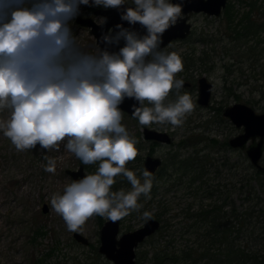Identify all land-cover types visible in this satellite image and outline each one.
Masks as SVG:
<instances>
[{"label": "clouds", "instance_id": "1", "mask_svg": "<svg viewBox=\"0 0 264 264\" xmlns=\"http://www.w3.org/2000/svg\"><path fill=\"white\" fill-rule=\"evenodd\" d=\"M81 6L115 9L129 26L117 23L95 40V52L86 51L71 27ZM181 19L183 5L172 0H0V111L9 113L0 130L17 151L63 144L83 164L98 165L51 197L70 232L93 216L117 222L142 207V194L150 198L151 174L145 170L141 183L125 167L137 141L121 123L120 105L135 101L131 116L142 126H179L193 110L191 96L179 94L180 56L161 47ZM173 89L177 97L168 100ZM45 159L44 170L55 173V160ZM120 175L131 191H111Z\"/></svg>", "mask_w": 264, "mask_h": 264}, {"label": "rangeland", "instance_id": "2", "mask_svg": "<svg viewBox=\"0 0 264 264\" xmlns=\"http://www.w3.org/2000/svg\"><path fill=\"white\" fill-rule=\"evenodd\" d=\"M226 5L235 11V19L246 12H252L253 15H262L264 12V0H227ZM225 8L218 17L192 13L188 20L191 25L189 35L164 47L166 51L180 56L183 71L176 74V79L189 84L179 90V94L190 95L194 105L193 110L183 118V123L179 126L167 123L142 126L138 120L130 118L123 112L121 123L127 129L129 136L137 132L142 134V129L145 127L166 131L171 136L170 144H158L154 147L153 155L162 160L168 152L194 149L208 153L217 164L221 163L223 158H229V163L237 162L236 164L245 159L243 150L224 145L225 141L227 142L241 130L232 125L222 112L236 102L248 104L256 112H263L264 100L259 99L256 93L251 94L247 85H243L245 81L249 85L259 78L255 74L258 72L257 65L251 66L248 62L232 64V60L228 59L230 52L222 50V46L228 42V38L224 35L227 30L224 24L227 13ZM95 9L98 8L81 6L79 16H90L95 22L101 23L103 18L93 15ZM71 27L77 41L85 47V50L95 52V38L89 34L88 28L81 27L75 20L72 21ZM225 64L231 65H228V70ZM201 76H205L213 84L207 107L200 106L196 101L197 80ZM177 94V90L173 89L169 93L168 100H175ZM248 101H253L254 104ZM8 115L7 110L0 111V121L6 120ZM182 141L193 145L180 148L179 144ZM149 144L150 142H146L141 150L140 161L133 160L125 166L131 168L138 178L143 169L142 161L150 151ZM45 157L55 160V173L44 170L48 164ZM246 160L245 163L250 164L247 158ZM79 165L83 166L86 174H94L98 168L97 164L81 163L74 154L66 150L63 144L59 151H45L39 149V146L34 150L17 151L0 130V264H112L98 252L99 229L107 218L93 216L86 221L78 232L88 240L84 245L73 238V232L67 229L62 217L52 209L50 203L52 195L62 192L63 188L73 181L68 171L76 170ZM260 165L264 166V153ZM244 166L245 164L241 165ZM218 169L221 170L219 167ZM171 171L168 170V174ZM207 172L213 183L219 181L213 180L212 170ZM220 176L227 178L220 180L221 183H229V178L232 177L226 170H223ZM175 178L172 172L171 177L159 180L156 196L145 200L138 211L133 210L120 220V233L142 226L146 221L143 218L144 212L151 213L150 218H155L154 215L160 212L156 204L162 200V206L167 207L166 211L161 208L164 211L162 217L171 225L167 227L170 236L165 237L172 240L169 248L175 249L186 243L191 244L195 239L194 230L184 232L183 227L186 222L183 219L182 209L188 203H198V200H193L184 183L178 184L177 180L174 182ZM236 178L237 175L233 177L234 180ZM166 188L169 189L165 193ZM119 190L127 191L125 187L112 185L111 191ZM233 197L236 198V195L234 194ZM44 204L47 207L46 212L42 211ZM164 232L163 230L162 233ZM149 247L148 243L140 244L136 249V257L142 256L144 251L150 249ZM140 264L165 263H153L148 255V259L144 261L143 257ZM195 264L214 263L201 260Z\"/></svg>", "mask_w": 264, "mask_h": 264}, {"label": "trees", "instance_id": "3", "mask_svg": "<svg viewBox=\"0 0 264 264\" xmlns=\"http://www.w3.org/2000/svg\"><path fill=\"white\" fill-rule=\"evenodd\" d=\"M225 10L227 13L224 24L227 30L224 35L228 42L222 46V50L230 52L228 59L232 60V64L248 62L251 66L257 65L258 72L255 74L259 78L249 85L245 81L243 85H247L251 94L256 93L259 99L264 100V12L262 15L246 12L235 19L233 9L226 5ZM228 65L225 64L227 70ZM248 103L254 104L253 101ZM130 138L137 141V156L134 160L140 161L139 154L146 141L142 139L140 132ZM179 145L183 148L193 144L182 141ZM224 145H228L226 141ZM154 146L153 143L149 144V153L153 152ZM243 158L245 159L239 164L229 163V158H223L217 164L208 153H201L198 149L168 152L159 171L151 176L150 198L142 194L137 203L142 205L145 200L153 199L157 194L159 180L171 177L174 172V182L177 180L178 184L184 183L193 200H198V203H188L182 209L186 222L184 232L193 229L195 239L191 244L169 248L172 240L165 237L170 236L167 227L171 225L162 217L167 207H163V201L159 200L156 207L160 212L154 217L162 225L154 235L145 239L143 243H148L150 249L136 257V264H140L143 257L146 261L148 255L153 263L165 264H195L201 260L214 264H264V166L255 168L246 164V156ZM242 164L245 166L241 167ZM126 168L132 171L131 168ZM168 170H172L170 174ZM208 170H212L213 180L219 181L213 183L212 178L207 176ZM223 170L232 176L229 183L220 182L227 179L220 176ZM139 179L143 183V174ZM113 185L125 187L127 191L132 190L130 183L122 175L115 177ZM168 189L166 188L165 193ZM234 194L236 198L233 197Z\"/></svg>", "mask_w": 264, "mask_h": 264}, {"label": "water", "instance_id": "4", "mask_svg": "<svg viewBox=\"0 0 264 264\" xmlns=\"http://www.w3.org/2000/svg\"><path fill=\"white\" fill-rule=\"evenodd\" d=\"M173 3L183 5V19L179 20L174 27L169 28L163 35V44L165 47L173 40H182L190 33L189 16L192 13H204L210 17H218L222 9L225 7L227 0H172ZM93 15L101 16V23L95 22L93 17H77L75 22L81 27L88 28L96 41L102 32H107L110 28H114L117 23H123L125 27L129 25L127 22L120 20V14L115 9L98 8L93 10ZM135 29L143 34L144 29L140 25H135ZM123 41H121V45ZM104 47V45H100ZM189 84H183L187 86ZM213 84L205 77L201 76L197 80V103L202 107H207L210 102ZM135 101L125 99L120 105V108L130 118L132 107ZM223 116L227 117L236 127L242 128V132L231 137L228 140L229 146L233 149L244 150L250 163L259 167V161L264 150V112H256L251 106L245 103H234L223 110ZM135 119V118H133ZM143 138L147 141H156L158 143L168 144L171 142V137L165 131H159L151 128H143ZM248 141H251L248 144ZM161 164L158 157L147 155L143 160L144 171L147 170L150 174L154 173L157 167ZM72 179H80L87 175L83 171V167L79 166L75 171H69ZM42 211L46 212L47 207L44 204ZM160 228L159 220L150 218L146 220L142 226L132 231L124 232L119 235V221L112 222L106 220L100 230V244L98 252L101 253L112 264H136V249L142 244L145 239L154 235ZM76 241L87 244L88 240L79 234L73 233ZM65 264V263H62Z\"/></svg>", "mask_w": 264, "mask_h": 264}, {"label": "flooded vegetation", "instance_id": "5", "mask_svg": "<svg viewBox=\"0 0 264 264\" xmlns=\"http://www.w3.org/2000/svg\"><path fill=\"white\" fill-rule=\"evenodd\" d=\"M225 6H226V5H225ZM224 8H225V7H224ZM224 8H223V9H224ZM223 9H222V10H223ZM189 17H190V16H189ZM209 17H210V16H209ZM188 20H189V19H188ZM188 22H189V21H188ZM190 30H191V27H190ZM173 41H176V40H173ZM173 41H171V42H173ZM171 42H170V43H171ZM170 43H169V44H170ZM169 44H168V45H169ZM166 46H167V45H166ZM166 46H165V47H166ZM163 48H164V47H163ZM212 89H213V88H212ZM210 98H211V97H210ZM236 103H237V102H236ZM232 105H233V104H232ZM230 106H231V105H230ZM222 113H223V112H222ZM222 115H223V114H222ZM226 118H227V117H226ZM227 119H228V118H227ZM228 120H229V119H228ZM229 121H230V120H229ZM230 122H231V121H230ZM231 124L234 125L232 122H231ZM234 126H235V125H234ZM235 127H236V126H235ZM147 128H148V127H147ZM236 128H238V127H236ZM238 129H240L241 131H239L237 134H239V133L242 132V128H238ZM142 130H143V129H142ZM165 132H166V131H165ZM166 133H167V132H166ZM237 134H236V135H237ZM141 135H142V139L144 140V138H143V131H142V134H141ZM168 135H169V134H168ZM169 136H170V135H169ZM234 136H235V135H234ZM170 137H171V136H170ZM229 139H230V138H229ZM144 141L155 144L154 147H156L158 144H164V143H158V142H156V141H147V140H144ZM171 141H172V138H171ZM250 142H251V141H248V144H249ZM170 143H171V142H170ZM170 143H168V144H170ZM168 144H164V145H168ZM227 144H228V146H229L228 141H227ZM229 147H230V146H229ZM230 148H231V147H230ZM236 150H239V149H236ZM243 151H244V150H243ZM153 152H154V148H153ZM153 152H152V153H148L147 155L154 156V155H153ZM263 153H264V150H263ZM244 154H245V151H244ZM147 155H146V156H147ZM146 156H145V157H146ZM245 156H246V154H245ZM262 156H263V154H262ZM145 157H144V158H145ZM154 157H156V156H154ZM158 158H159V157H158ZM246 158H247V156H246ZM261 158H262V157H261ZM159 159L161 160V164H160L159 167H157V169L155 170V172L151 174V176H153L154 174H156V173L159 171V169L161 168V166H162V163H163L164 160H162L161 158H159ZM247 159H248V158H247ZM143 160H144V159H143ZM260 160H261V159H260ZM249 162H250V161H249ZM81 163H82V162H81ZM250 165H252V164L250 163ZM79 166H82V165H79ZM252 166H253V165H252ZM82 167H83V166H82ZM253 167H255V166H253ZM261 167H262V166L260 165V161H259V167H255V168H261ZM142 168H143L142 171H140V174H141V175H142L143 172H144L143 161H142ZM77 169H78V168H77ZM77 169H76V170H77ZM70 171H75V170H70ZM83 171H84V169H83ZM84 173H85V172H84ZM68 174L70 175L69 171H68ZM85 174H86V173H85ZM70 176H71V175H70ZM140 177H141V176H140ZM71 178H72V177H71ZM72 180H73V179H72ZM107 220H108V219H107ZM105 221H106V220H105ZM105 221H104V222H105ZM104 222H103V223H104ZM159 222H160V221H159ZM103 223H102V224H103ZM101 226H102V225H101ZM100 228H101V227H100ZM99 230H100V229H99ZM131 231H132V230H131ZM126 232H127V231H126ZM73 233H74V232H73ZM123 233H124V232L120 233V220H119V235H120V234H123ZM79 234H80V233H79ZM72 236H73V234H72ZM73 238H74V237H73ZM85 238H86V237H85ZM86 239H87V238H86ZM77 242H78V241H77ZM99 244H100V237H99ZM84 245H86V244H84ZM136 255H137V254H136Z\"/></svg>", "mask_w": 264, "mask_h": 264}]
</instances>
